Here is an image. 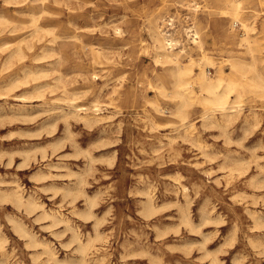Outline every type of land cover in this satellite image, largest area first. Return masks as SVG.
<instances>
[{"label":"clouds","instance_id":"1","mask_svg":"<svg viewBox=\"0 0 264 264\" xmlns=\"http://www.w3.org/2000/svg\"><path fill=\"white\" fill-rule=\"evenodd\" d=\"M13 70L0 264H264V0H0Z\"/></svg>","mask_w":264,"mask_h":264},{"label":"rangeland","instance_id":"2","mask_svg":"<svg viewBox=\"0 0 264 264\" xmlns=\"http://www.w3.org/2000/svg\"><path fill=\"white\" fill-rule=\"evenodd\" d=\"M53 10L54 11H65V14L67 15L66 10H62V9H53ZM88 11H91V9H89ZM109 11H111V9H109ZM48 23H55V22L54 21H49ZM13 39H15V40H13ZM18 39H19L18 37H7V36H5L3 38V40H5L7 42H9L11 40L9 43H14ZM16 74H17L16 71L13 70L12 73L6 74L4 77H0V79H1L0 80V89H4V90L10 89L11 85H12L13 78H14V76ZM27 91H29L28 88L21 87V88L15 90V91H13L12 92V96H18L20 93L22 94V93H25ZM9 103L15 105L18 102L14 101V100H10ZM2 104H3V101H0V105H2ZM6 111H9V110L6 109ZM9 115H12L11 111H9ZM18 130L33 131L34 130V126L25 125V124H15V123L14 124H10L8 127L4 128V129H0V136L6 135L8 132H13V131H18ZM24 143H26V141H22V140H19V139H14V140H11V141H3L2 143H0V147L5 148V149H15V148H18V147L22 146ZM28 143H40V142L39 141H30ZM170 214L171 213H166L165 215H170ZM165 223H169V222L165 221ZM221 231L223 232V229ZM211 247L215 248L216 245H212ZM229 255H231V252H230ZM224 259H227V257H224ZM170 260H172V264H174V258L170 257ZM129 264H147V261L146 260H142V259H137V260H134V261H129Z\"/></svg>","mask_w":264,"mask_h":264},{"label":"bare ground","instance_id":"3","mask_svg":"<svg viewBox=\"0 0 264 264\" xmlns=\"http://www.w3.org/2000/svg\"><path fill=\"white\" fill-rule=\"evenodd\" d=\"M13 40H15V39H13ZM10 41H11V40H10ZM10 41H9V42H10ZM8 74H9V73H8ZM3 77H4V76H3ZM0 80H1V79H0ZM14 93H15V92H14ZM20 94H21V93H20ZM20 94H19V95H20ZM19 95H18V96H19Z\"/></svg>","mask_w":264,"mask_h":264}]
</instances>
